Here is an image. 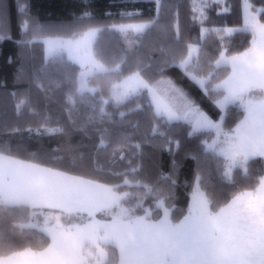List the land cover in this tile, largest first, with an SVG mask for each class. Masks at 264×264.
I'll return each mask as SVG.
<instances>
[{
    "label": "snow or ice",
    "instance_id": "1",
    "mask_svg": "<svg viewBox=\"0 0 264 264\" xmlns=\"http://www.w3.org/2000/svg\"><path fill=\"white\" fill-rule=\"evenodd\" d=\"M220 2L192 0V19L200 24V36L195 43H183L177 19L172 58L161 62L159 79L147 76L139 62L126 71L120 63L110 67L96 40L102 28L82 23L90 19L89 13L67 36L53 37L39 23L31 28L27 21L22 23L21 30L29 37L25 43H42L48 60L78 68L67 97L70 106L98 96L103 117L110 103L118 109L143 96L158 122L187 124L189 135L210 130L214 138L202 141L203 158L192 157L197 160V174L182 218L173 216L165 189L144 183L133 175L135 168L113 171V177H122L120 183H100L77 174L70 164L65 167L37 154L34 159L20 158L11 153L7 142H0V264H264V164L249 171L250 160L264 161V6L243 0V29L205 27V10ZM153 3L154 16L137 19L141 17L138 11L128 13L136 22L105 28L118 32L130 46L141 43L160 27L167 11L162 0ZM241 30L249 34L250 42L234 51L226 38ZM213 37L218 46L208 57L205 45ZM166 66L179 68L222 111L229 105L240 108L235 126H225L223 117H209L188 92L163 75ZM101 77H112L107 98L92 85L93 79ZM27 103L19 99L16 108ZM35 132L56 135L63 129L51 126L45 118ZM161 135L169 150L172 145L179 148V141ZM125 145L139 148L128 137L107 144L105 137L100 139V147L110 148L111 155L120 160ZM209 155L216 158L217 171L236 189L220 200L205 191ZM237 168L245 174L242 180L233 179ZM165 180L169 188L175 183L171 177ZM149 197L152 200L146 205ZM28 235L36 237L35 245L20 242L19 237Z\"/></svg>",
    "mask_w": 264,
    "mask_h": 264
},
{
    "label": "trees",
    "instance_id": "2",
    "mask_svg": "<svg viewBox=\"0 0 264 264\" xmlns=\"http://www.w3.org/2000/svg\"><path fill=\"white\" fill-rule=\"evenodd\" d=\"M250 2L257 7L264 6V0ZM162 3L166 4L167 11L160 27L151 31L141 43L130 46L119 33L105 26L136 22L127 14L137 11L141 14L137 19L154 16L153 0H0V23L4 29L0 35L7 37L0 39V142H7L11 153L20 158L34 159L33 154H37L56 160L65 167L70 164L77 174L100 183H120L122 177L115 178L111 173H124L135 168L137 171L133 175L144 183L165 189L166 195L171 197L173 216L182 218L191 202L197 174V160L192 157L203 158L202 141L206 139V133L189 135L191 128L187 124L177 126L158 122L143 96L118 109L110 103L105 106L107 115L103 117L99 114L98 96L90 97L88 103L77 100L75 106H70L67 97L74 88L73 72H78V68L48 60L45 46L39 42L25 43L29 37L21 30L22 23L27 21L30 28L36 23L45 26L48 35L67 36L81 26L84 13H89L90 19H84L82 23L102 27L97 42L110 67L120 63L121 69L126 71L139 62L147 76L157 79L160 78L158 68L162 66L161 62L172 58L171 38L177 19L183 43L196 42L200 36L199 23L192 19V0H162ZM225 7L229 8L228 12L224 11ZM205 11L207 16L213 17L212 27L243 24V0H226L215 4V9L210 6ZM249 42L250 36L243 30L226 38V43L234 51L243 50ZM217 46V38L207 40L208 57L215 54ZM163 75L174 79L211 118L217 120L221 117L222 111L179 68L166 66ZM110 79L112 77H101L92 81L105 98ZM19 99H26L28 103L18 110L16 104ZM120 112L125 115L121 117ZM45 118L51 126H59L63 132L37 134L35 129L44 123ZM240 118L241 109L236 105L229 106L225 126L234 127ZM161 133L179 141V148L172 145L169 150L170 146ZM101 137H105L106 144L110 140L119 143L128 137L139 148L125 145L124 159L120 160L111 155L110 148L100 147ZM262 164L264 161L260 158H253L249 161V171L258 170ZM207 167L209 175L205 191L211 196L220 200L236 190L217 171L216 158L211 155L208 156ZM244 175L237 168L233 179L242 180ZM165 177H171L175 182L170 188ZM125 190L140 191L136 188ZM151 200L149 197L145 204ZM19 240L36 244V237L30 235L21 236Z\"/></svg>",
    "mask_w": 264,
    "mask_h": 264
},
{
    "label": "rangeland",
    "instance_id": "3",
    "mask_svg": "<svg viewBox=\"0 0 264 264\" xmlns=\"http://www.w3.org/2000/svg\"><path fill=\"white\" fill-rule=\"evenodd\" d=\"M221 1H224V0H221ZM211 7L212 8H214L215 9V3H213L212 5H211ZM208 17V19L205 21V24H204V26L205 27H212L211 25H210V22H211V20H213V17L211 16V15H208L207 16ZM212 17V18H211ZM196 22H198V21H196ZM130 23V22H129ZM131 23H133V22H131ZM199 23V22H198ZM102 28V27H101ZM237 28H239V29H243V24L242 25H240V26H238ZM199 34H200V24H199ZM118 33V32H117ZM100 34H101V32L100 33H98L97 34V37H96V40L98 41V39H99V36H100ZM53 37H55V36H53ZM193 43H195V42H193ZM147 75V74H146ZM149 76V75H148ZM167 78H170V77H167ZM157 79H159V78H157ZM172 81H174V79H172V78H170ZM175 82V81H174ZM175 84L177 85V86H179V87H181L179 84H177L176 82H175ZM93 85V84H92ZM94 86V85H93ZM182 88V87H181ZM183 89V88H182ZM185 90V89H184ZM193 99V98H192ZM194 100V99H193ZM195 101V100H194ZM229 106H231V105H229ZM228 106V107H229ZM201 108V107H200ZM202 109V108H201ZM228 109V108H227ZM227 109L226 110H224V111H222L221 109V111H222V115H221V117H223V122H224V124H225V115H226V113H227ZM204 112H206L204 109H202ZM207 113V112H206ZM208 114V113H207ZM209 115V114H208ZM210 117V116H209ZM221 117L219 118V119H217V120H220L221 119ZM213 119V118H212ZM215 120V119H214ZM205 133H206V135H205V140H209V142L211 141V139L212 138H214L213 137V133H212V131H210V130H206V131H204Z\"/></svg>",
    "mask_w": 264,
    "mask_h": 264
},
{
    "label": "crops",
    "instance_id": "4",
    "mask_svg": "<svg viewBox=\"0 0 264 264\" xmlns=\"http://www.w3.org/2000/svg\"><path fill=\"white\" fill-rule=\"evenodd\" d=\"M226 0H224V1H221V2H225ZM227 9L229 10V8L227 7ZM228 12V11H227ZM228 27H234V26H228ZM235 28H237V27H235ZM239 29V28H238Z\"/></svg>",
    "mask_w": 264,
    "mask_h": 264
}]
</instances>
